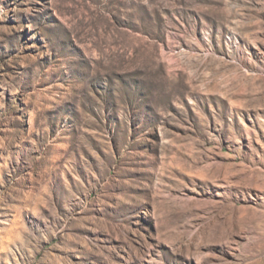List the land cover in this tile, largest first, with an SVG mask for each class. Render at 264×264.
<instances>
[{"label": "rangeland", "instance_id": "rangeland-1", "mask_svg": "<svg viewBox=\"0 0 264 264\" xmlns=\"http://www.w3.org/2000/svg\"><path fill=\"white\" fill-rule=\"evenodd\" d=\"M0 264H264V0H0Z\"/></svg>", "mask_w": 264, "mask_h": 264}]
</instances>
